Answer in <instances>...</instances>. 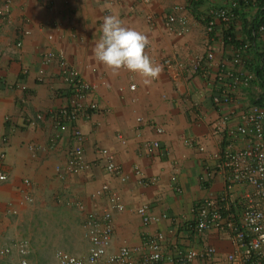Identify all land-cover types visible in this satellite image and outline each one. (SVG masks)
Wrapping results in <instances>:
<instances>
[{"label": "crops", "instance_id": "obj_1", "mask_svg": "<svg viewBox=\"0 0 264 264\" xmlns=\"http://www.w3.org/2000/svg\"><path fill=\"white\" fill-rule=\"evenodd\" d=\"M221 3L0 0V10L7 14L0 16V174L5 176L0 181V249L6 240L26 242V264H55L58 251L85 256V214L100 217L110 210L109 198L115 194L123 209L111 211L109 253L122 247L145 250L149 236L162 234L167 254H173L174 246L195 251L213 247L211 261L192 264H226L225 256L234 250L227 234L208 230L185 235L194 221L193 207L226 192L216 166L221 135L215 123L221 110L210 100L205 76L193 70L195 57L204 64L209 48L216 61L231 53L229 46H220L218 33L209 36L200 16ZM107 15L147 37L144 52L161 68L150 84L123 68L113 74L95 60L93 48ZM171 17L186 19L183 35L175 34L178 22L167 27ZM240 22L233 30L238 38L244 34ZM48 52L57 61L46 63ZM62 60L90 85L86 100L97 106L76 123L87 165L78 173L66 165L75 143L73 130L59 132L51 117L70 95L62 93ZM258 90L254 81L250 94ZM38 112L50 114L38 128L26 125ZM103 149L120 167V178L104 169ZM142 207L157 220L144 223L138 214ZM22 258L14 251L0 256V264H21Z\"/></svg>", "mask_w": 264, "mask_h": 264}, {"label": "built area", "instance_id": "obj_2", "mask_svg": "<svg viewBox=\"0 0 264 264\" xmlns=\"http://www.w3.org/2000/svg\"><path fill=\"white\" fill-rule=\"evenodd\" d=\"M221 2L217 6H210L200 16L209 36L218 33L221 38L220 46H229L231 53L228 58L216 61L212 49L209 48L203 54L204 64H201L202 57H195L193 70L196 75L205 76L210 100L217 111L221 110V116L215 123L216 131L221 135L216 166L223 178L226 192L220 197H207L193 207L194 221L186 228L185 235L201 236L208 230L227 234L234 250L225 256L226 264H264V103H259L263 91L258 90L254 95L250 94L252 84L256 81L253 60L250 57L253 55L254 58L259 53L264 59V25H259L253 32L252 43L241 41L242 45L231 47L233 45L227 44L223 37L227 31L234 30L238 21L235 11L242 13L247 9L250 12L247 16L249 18L257 10L256 0H252L247 7L246 0ZM242 4L246 8H243ZM5 11L0 10V16L7 15ZM173 22L181 25L175 34L183 35L187 30L186 19L171 17L167 27L170 28ZM23 34L29 33L24 31ZM56 58L58 59V56L52 52L44 56L46 63ZM59 64L64 87L62 93L70 95L67 105L54 111L51 117L59 132L73 130L75 143L68 153L66 165L71 173H78L87 168V165L83 161L82 134L76 123L86 118L97 106L86 100L91 91L90 85L63 60ZM164 64L170 66L169 61L165 60ZM260 64L264 66V60H260ZM23 73L26 75L28 70ZM48 114L50 113L38 112L33 119H27L26 125L38 128L43 117ZM232 118L233 123L230 122ZM157 132L161 130L158 129ZM153 147L159 145L153 143ZM99 153L105 158L106 172L120 178L121 170L113 156L104 149ZM3 159V154H0V160ZM4 179L5 176L0 174V181ZM24 184L27 185L28 181H24ZM234 187H237V190H234ZM102 190L106 191L107 187L104 186ZM109 205L110 210L101 213L100 217L96 213L85 214L89 241L87 254L78 257L58 251L55 254V264H192L199 259L209 262L215 255L213 247L195 251L178 246L173 247V254H167V240L162 234L149 236L145 250L122 247L114 253H109L111 211L123 209L120 198L115 194L110 196ZM138 214L142 216L144 223L157 220L147 217L144 207L138 209ZM14 251L23 257L21 264H26L27 243H9L0 249V256L7 257Z\"/></svg>", "mask_w": 264, "mask_h": 264}, {"label": "clouds", "instance_id": "obj_3", "mask_svg": "<svg viewBox=\"0 0 264 264\" xmlns=\"http://www.w3.org/2000/svg\"><path fill=\"white\" fill-rule=\"evenodd\" d=\"M100 31L101 36L93 48V55L106 69L116 74L123 68L140 75L146 85L158 77L161 68L145 54L148 39L144 34L123 26L115 15L103 18Z\"/></svg>", "mask_w": 264, "mask_h": 264}, {"label": "trees", "instance_id": "obj_4", "mask_svg": "<svg viewBox=\"0 0 264 264\" xmlns=\"http://www.w3.org/2000/svg\"><path fill=\"white\" fill-rule=\"evenodd\" d=\"M192 1V6H197L201 5L204 0H190ZM250 3H252V0H246L245 6H250ZM245 6L242 7L246 8ZM256 6L257 10L255 11L254 14L250 15L248 18L247 16L250 14L249 11L242 12L241 11H235V14L237 16V19L241 21L240 23L243 25V32L244 34L242 35L243 39H237L236 36L233 33V30H229L225 33L223 39L226 41L227 44L233 45L232 47H238L239 45H242L243 43L240 44L241 41H249L252 43L253 40V32L256 31L257 27L259 25H264V0H256ZM247 26V28H246ZM253 60L252 64L254 65V73L256 74V82L258 83V86H260L261 91H263V94L261 95L260 102L264 103V78H263V71H264V66L260 64V60L263 61V56L262 54L257 53Z\"/></svg>", "mask_w": 264, "mask_h": 264}, {"label": "rangeland", "instance_id": "obj_5", "mask_svg": "<svg viewBox=\"0 0 264 264\" xmlns=\"http://www.w3.org/2000/svg\"><path fill=\"white\" fill-rule=\"evenodd\" d=\"M9 242V240H6V241H4L3 243H2V246H4V244H8V242ZM11 241V240H10ZM46 264H47V261H46Z\"/></svg>", "mask_w": 264, "mask_h": 264}]
</instances>
